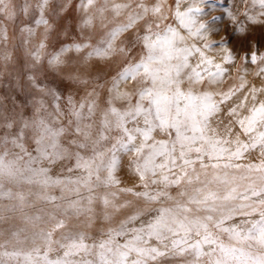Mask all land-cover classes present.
<instances>
[{
  "label": "snow or ice",
  "instance_id": "1",
  "mask_svg": "<svg viewBox=\"0 0 264 264\" xmlns=\"http://www.w3.org/2000/svg\"><path fill=\"white\" fill-rule=\"evenodd\" d=\"M184 2L177 28L165 0H0V44L9 24L21 37L15 58L0 56V264H264V87L233 103L243 82L199 90L237 59L264 76V0L224 9L235 38L220 41L208 39L220 17L201 19L215 0H199L208 12ZM128 9L108 28L106 13ZM216 46L222 63L207 55ZM140 77L147 86L121 91ZM256 149L258 163L241 162ZM129 154L143 190L120 187Z\"/></svg>",
  "mask_w": 264,
  "mask_h": 264
},
{
  "label": "rangeland",
  "instance_id": "2",
  "mask_svg": "<svg viewBox=\"0 0 264 264\" xmlns=\"http://www.w3.org/2000/svg\"><path fill=\"white\" fill-rule=\"evenodd\" d=\"M78 2V0H74V3ZM117 3H131L132 7H135L136 3H139V0H115ZM146 3H153L154 0H145ZM175 2L176 0H165L166 3V9L165 14L168 16V19L164 22L165 24H171L173 27H179V21L175 18ZM193 0H185V2L181 6V10H185L189 3H192ZM197 4H199V0H195ZM217 9L215 11L209 12L208 15L202 16L201 19L205 22H211L213 17H220V20L217 21L215 24H210L211 27L215 28H222L223 31L219 32V34L212 33L209 35L208 39L209 41H220L221 39L225 37H230L231 39H234V28L233 25V33H229L228 27L230 24H232L231 20L228 19V17L224 14V9H232L235 10L237 7H239L240 0L236 1L235 4L233 0H215ZM200 7H203L206 12H208V5L207 4H199ZM131 11V9L125 10L124 14L114 17L112 13H106L108 16V19L110 23L108 24V28L114 27L119 23L126 22L127 14ZM144 22H139L136 29L130 30V31H139L143 29ZM163 27V25L161 26ZM39 31H42L40 29ZM106 31V29H102L99 27V24H97L96 29L90 33L93 38V42L97 41L103 32ZM87 34V33H86ZM8 42L6 45L0 44V56H3L5 51L11 52L13 54V58H15L16 48L20 43V33L18 28L13 31V25L9 24L8 26ZM67 42L72 41V37H65L64 38ZM40 41V36L37 35L31 39V44L29 47L38 44ZM192 41H189L191 43ZM199 43V42H198ZM230 47H235V44H230ZM207 55L210 57L215 58L216 62L222 63V56H223V49L219 46H216L209 50L207 52ZM138 58V57H137ZM228 66V65H225ZM245 67L247 68V71L245 72ZM259 65H244V62L240 59H237L235 61V67L230 68V72L227 74V76L224 78L222 83L218 84H209L207 81H205L204 84L199 86L200 91H211L213 93H219L227 91L230 88H238L241 83L245 85V87L237 92V95L233 97V101H230L229 103L233 102H239L245 94H247L249 87L248 86H255L257 88L264 87V76L257 77L255 75L256 70L258 69ZM147 86L146 83L143 80V77H140L137 79V81H128L124 85H122L121 91H131L133 93H136L140 87ZM182 87H184L182 85ZM261 99H264V94H261L259 97ZM137 97L133 95L132 103H136ZM115 106L117 108L123 109L127 106L126 101H115ZM147 103V102H145ZM220 119L224 120L223 124L218 123L217 121H213L212 126L214 128H217L218 132L223 135L224 132V125L227 124V118L224 115V112L220 114ZM154 138L156 140L161 139H168V137L164 134H161L159 132L154 133ZM139 142V141H138ZM134 157L129 154L124 157L123 163H124V169L120 173H118V178L121 180L120 187H136L139 184L138 179H136L131 171V168L128 167L129 162L133 160ZM261 157L259 156V149H256L253 151V153L248 156L246 155L245 160L241 161L242 163H249V162H255L258 163L260 161ZM211 171V169H209ZM131 177V178H130ZM203 178V177H202ZM136 190L140 191L143 190L141 187H136ZM180 189L173 187L170 189L172 195H176ZM121 199H132L130 196H121ZM143 205V202H141ZM148 207H158L159 204H151L147 205ZM127 213L121 212L117 214L114 218L112 226L118 225V223L126 218ZM148 216L142 217V220H147ZM140 221L137 222L136 226H139ZM227 226V224L225 225ZM222 238L227 241V235L223 234ZM122 242V241H121Z\"/></svg>",
  "mask_w": 264,
  "mask_h": 264
},
{
  "label": "bare ground",
  "instance_id": "3",
  "mask_svg": "<svg viewBox=\"0 0 264 264\" xmlns=\"http://www.w3.org/2000/svg\"><path fill=\"white\" fill-rule=\"evenodd\" d=\"M234 1V3L233 4H235L236 3V1H238V0H233Z\"/></svg>",
  "mask_w": 264,
  "mask_h": 264
}]
</instances>
